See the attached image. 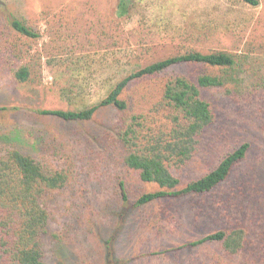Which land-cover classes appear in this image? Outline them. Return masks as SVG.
Listing matches in <instances>:
<instances>
[{"label": "rangeland", "instance_id": "rangeland-1", "mask_svg": "<svg viewBox=\"0 0 264 264\" xmlns=\"http://www.w3.org/2000/svg\"><path fill=\"white\" fill-rule=\"evenodd\" d=\"M116 2L0 0V106L8 110L0 112V150L24 149L46 166L73 175L49 199L46 264H264V0L257 7L237 0H137L131 19L119 27L113 22ZM12 17L25 20L41 37L10 33ZM178 37H200L196 45L232 54L235 60L224 86L203 94L216 120L181 177L201 176L241 143L250 149L215 192L134 207L135 198L149 187L119 166L116 157L101 152L114 122L112 112L67 123L35 110L66 108L56 90L57 70L69 65L71 80L72 67L86 69V94L95 101L119 71L112 67L113 54L125 61L135 43L161 45ZM7 41L40 53L38 80L14 83ZM216 206L223 223L246 231L243 250L229 255L218 244L181 249L219 228L207 217L217 216Z\"/></svg>", "mask_w": 264, "mask_h": 264}, {"label": "trees", "instance_id": "trees-1", "mask_svg": "<svg viewBox=\"0 0 264 264\" xmlns=\"http://www.w3.org/2000/svg\"><path fill=\"white\" fill-rule=\"evenodd\" d=\"M136 1L117 0L115 25L119 27L131 19ZM237 1L251 7L259 5V0ZM7 28L19 38L41 37L33 26L16 17L8 20ZM199 39L178 37L161 45L141 41L125 55V61L113 54L112 67L119 71L101 88L102 94L95 101L86 94V69L72 67L71 81L67 75L69 65H65L66 70H57L56 90L66 108L34 109L41 116L67 123H84L99 112H112L114 122L101 152L116 157L119 166L149 187L135 198L134 207L209 195L230 179L249 152L250 145L241 143L201 176L188 181L181 177L198 155L205 132L216 120L203 94L222 88L226 73L235 67L234 55L203 49L196 45ZM5 51L16 85L38 80L39 52L32 46L19 49L8 41ZM69 60L76 64V58ZM6 111L0 106V112ZM72 176L64 169L46 166L24 149L0 150V264H46L43 241L49 233V199L62 191ZM120 187L126 189L124 181ZM122 195L126 198L123 192ZM215 209L218 214L213 217L209 213L208 223L219 228L181 249L218 244L229 255L243 250L247 239L244 228L223 223L222 209Z\"/></svg>", "mask_w": 264, "mask_h": 264}]
</instances>
